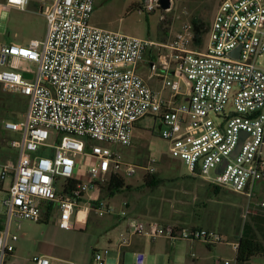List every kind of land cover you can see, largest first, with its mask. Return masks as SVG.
Instances as JSON below:
<instances>
[{"label": "built area", "instance_id": "obj_1", "mask_svg": "<svg viewBox=\"0 0 264 264\" xmlns=\"http://www.w3.org/2000/svg\"><path fill=\"white\" fill-rule=\"evenodd\" d=\"M31 1L3 0L0 15L8 9L24 12ZM34 1L46 22L44 38L0 46V85L27 99L23 119L3 122L14 134L8 148L16 162L12 157L1 165L0 180L10 177L11 185L2 201L0 264L16 257L12 222L48 221L57 211L58 227L67 230L86 225L91 212L109 213L92 191L119 173L116 145L130 146L136 123L149 115L160 119L168 154L189 174L264 208L256 190L264 180V0H219L206 45L195 44L191 22L171 40L154 42L93 26L95 0ZM157 6V0H145L141 11ZM237 48L236 58L230 53ZM150 50L156 56L149 71L160 79L162 92L153 91L137 71ZM22 61L36 65L31 78L18 71ZM136 236L171 242L180 237L208 247L222 241L199 227L139 221L119 233L115 246L122 251ZM232 246L237 254L238 241ZM107 255L106 249L95 251L91 264H111ZM144 258L136 253L135 264H145ZM31 260L50 264L45 256ZM217 264L250 262L235 257Z\"/></svg>", "mask_w": 264, "mask_h": 264}, {"label": "rangeland", "instance_id": "obj_2", "mask_svg": "<svg viewBox=\"0 0 264 264\" xmlns=\"http://www.w3.org/2000/svg\"><path fill=\"white\" fill-rule=\"evenodd\" d=\"M218 2L219 0H170L168 10L157 6L152 12H145L141 11L145 0H95L90 22L103 30L154 42H167L192 18L200 19L208 27ZM0 20V46L9 42L25 45L31 38L43 39L46 33L44 17L39 11L36 14L33 9L24 12L8 9L1 13ZM203 40L206 45L205 35ZM23 66L21 64L19 72L28 69L35 74V64ZM142 72L147 73L144 69ZM11 94L0 85V104L3 102L2 96L7 97ZM22 97L19 101L26 99ZM17 105L10 113L5 107L0 108V123L10 121L11 116L23 119L25 107L18 102ZM160 123L159 118L146 116L136 123L130 146L116 145L115 149L121 156L119 173L132 188L129 191L114 193L112 196L107 195L105 188L98 190L100 202L105 208L108 206L110 212L104 216L91 212L86 230L74 232L71 230L72 232L67 233L72 242L74 236H77L73 262L83 264L80 260L90 257L91 246L97 238L100 241L96 251L106 249L109 259L114 257L117 251H123L125 256L123 264H134L136 254L133 257L130 250L121 251L113 245L119 233L126 228L123 221L119 225H115L114 222L116 217L118 219L122 216V212H126V216H122L126 219H131L132 215L141 217L143 221L186 227L187 230L199 227L221 236L222 241L211 247L201 241L194 244L195 241L180 237L173 242L167 239L165 241V238L155 241L146 239L145 260L149 261V264H189L192 260L195 264H213L221 259H235L236 250L232 244L238 241L244 222L250 221L247 211L251 206H248L243 195L229 190L220 189L214 194L208 183L189 174L180 160L171 158L168 154V143L159 135ZM2 131L0 160L5 161L12 158L13 151L9 150L8 142L14 134L4 129ZM51 142H54V138ZM76 159L83 167V158L77 156ZM148 168L153 169L152 174L159 179L151 189L145 187L143 182ZM9 181V178H6V185ZM259 209L260 213L264 214V208ZM97 222L99 226L95 225ZM135 223L134 220L131 221V225ZM54 229L53 224L47 221L39 223L21 221L18 230L13 223L11 234L17 236V241L14 242L17 264H33L32 257L41 256L45 250L51 249L48 247L50 239L47 234L54 233ZM258 236L264 243V236L260 234ZM250 264H264V254L253 256Z\"/></svg>", "mask_w": 264, "mask_h": 264}, {"label": "crops", "instance_id": "obj_3", "mask_svg": "<svg viewBox=\"0 0 264 264\" xmlns=\"http://www.w3.org/2000/svg\"><path fill=\"white\" fill-rule=\"evenodd\" d=\"M31 9H33V11H35L36 14H38L39 5L34 0L31 1V3L29 4L27 10H31ZM0 19H1V15H0ZM12 22H13V24H16V22H14V21H12ZM95 27H97V26H95ZM97 28H99V27H97ZM31 39H34V38H31ZM31 39H29L26 42V44ZM4 44H14V43L9 42V43H4ZM155 56H156L155 55V50L148 51L147 55H146V58H145V61H143L142 63H140L138 65L137 71L145 79L146 83L148 84V86L153 91L162 92V84H161L160 79L157 78L154 75H151V73L149 71V64L155 59ZM21 64H22V66H23V64L25 66H28L29 64H31V62L22 61L20 63V65H19V68H20ZM25 66H23V67H25ZM143 69L145 71H147V73L146 72H142ZM22 72L26 73V74H28L30 76H31V74H33L28 69H22ZM25 100H27V99H25ZM12 157H13L12 158V163H15L16 162L15 155L12 156ZM2 162H3V160H0V170L1 171H2V167H1ZM1 171H0V173H1ZM82 176H83V174H82ZM8 178H9L10 181H9V183H7V185H6V179L3 180V181L0 180V231L4 229L5 223H6L5 208H4L3 204H2V201L7 196L8 189H9V187L11 185V178L10 177H8ZM256 190H257V193H258V198L260 200H264V180H261L260 182L257 183ZM98 192L99 191L97 189H95L94 191H92V194L97 196L99 194ZM131 217H132L131 219L130 218L126 219V218H123V217H118V219H117V217H116L114 219L115 225H119L122 221L124 222L125 226H127L128 224H131L132 220H134L136 223L139 222V221H143L141 219V217H136V216H132V215H131ZM57 221H58V213H57V211H54L52 213L51 217L49 218V220L47 221V222H51L53 224V226L55 227L54 233L49 232L47 234L48 239H50V240H48V242H49L48 247H50L51 249L45 250L44 254L41 255V256L47 257L49 259V261H50V264H77V262H73L74 261L73 259H75L73 257L74 245H75V241H76L77 236L76 237L74 236L73 242H72L70 236L67 233L72 232L71 230H73V232L75 230L76 231L86 230L87 227H88V224L90 222V218L88 219L86 225H84V226H75L73 229H67V230L60 229L58 227V225H57ZM144 222H149V221L145 220ZM13 223H14V226H15L16 230H18L19 227H20L19 223L12 222L11 225H10V229H9L10 233H11V229H12ZM95 225L99 226L98 222ZM13 235H15V234H13ZM160 239L163 240L164 238H160ZM164 240L167 241L168 239L166 240V238H165ZM99 241L100 240L96 238V240L94 241L93 245L91 246L92 252H91L90 257H87L85 259H81L80 260L81 263H83V264H91L93 253L96 251ZM109 242L111 243V240H109ZM194 244H196V242ZM113 245L115 247V242L113 243ZM125 249L126 250H130L132 252V256L133 257L138 252L143 253L144 256H145L146 238L139 237V236H136V237L132 238L130 246L125 248ZM124 259H125L124 252L123 251L122 252L117 251L115 256L110 258V261H111V264H123ZM217 262L218 261H216L213 264H217ZM144 263L145 264H149V261L146 262V260L144 258ZM9 264H17V258L14 257V258L10 259ZM134 264H135V262H134ZM189 264H195V262L192 260Z\"/></svg>", "mask_w": 264, "mask_h": 264}, {"label": "trees", "instance_id": "obj_4", "mask_svg": "<svg viewBox=\"0 0 264 264\" xmlns=\"http://www.w3.org/2000/svg\"><path fill=\"white\" fill-rule=\"evenodd\" d=\"M137 8L138 11H140V7L138 6ZM190 22L194 28L195 44L200 45L203 36L207 32V24L198 18H192ZM1 99L3 102L0 104V108L5 107L8 113L13 112V107L17 105V102L19 105H23L25 110L27 108V100L23 98L24 100L19 101L21 99L20 95L11 94L7 97L2 96ZM9 120L17 121L19 118L11 116L9 117ZM2 125L3 123H0V134L3 132ZM143 182L145 187L151 189L159 182V179L147 171L143 177ZM208 185L213 190L214 194H217L221 189L215 185ZM96 186L98 190H103L105 188L108 196H112L114 193L121 191H129L132 188L130 185L126 184L125 179L120 173L112 174L110 179L104 185L96 184ZM247 215L250 217V221L244 222L240 237L238 238L236 257L239 263H249L253 256L264 254V243L259 240L258 236L259 234L264 236V214L260 213L259 208L250 207L247 211Z\"/></svg>", "mask_w": 264, "mask_h": 264}, {"label": "water", "instance_id": "obj_5", "mask_svg": "<svg viewBox=\"0 0 264 264\" xmlns=\"http://www.w3.org/2000/svg\"><path fill=\"white\" fill-rule=\"evenodd\" d=\"M159 7L162 8L163 10H168V9L170 8V0H159ZM238 51H239V48H237L235 51L231 52L230 55H231V56H234V57L237 58V56H238ZM23 76L26 77V78H31V76L28 75V74H26V73H23ZM245 137H246V134H245L244 132L240 134V138H241V140H240V142H239L237 148L235 149V151L232 153V155H231L232 158H235V156H236L237 153L239 152L240 147H241L242 140H243ZM225 165H226V162H223V164H221V165L217 168L216 172H217V173H220V172L223 170V168L225 167Z\"/></svg>", "mask_w": 264, "mask_h": 264}]
</instances>
